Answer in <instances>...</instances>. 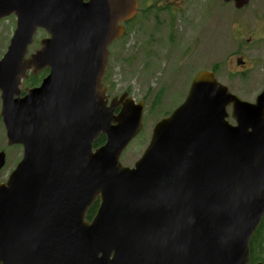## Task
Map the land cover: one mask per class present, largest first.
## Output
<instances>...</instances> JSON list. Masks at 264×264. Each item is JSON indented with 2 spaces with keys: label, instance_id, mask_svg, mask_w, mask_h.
Listing matches in <instances>:
<instances>
[{
  "label": "water",
  "instance_id": "95a60500",
  "mask_svg": "<svg viewBox=\"0 0 264 264\" xmlns=\"http://www.w3.org/2000/svg\"><path fill=\"white\" fill-rule=\"evenodd\" d=\"M136 12L137 0H0V20L16 17L0 59V116L8 145L23 146L0 184V264L250 263L264 218V87L249 102L198 72L125 166L145 102L127 92L110 101L104 79L109 46ZM39 29L48 36L29 54ZM46 68L23 93L29 73ZM6 161L0 151V173Z\"/></svg>",
  "mask_w": 264,
  "mask_h": 264
},
{
  "label": "rangeland",
  "instance_id": "374dc122",
  "mask_svg": "<svg viewBox=\"0 0 264 264\" xmlns=\"http://www.w3.org/2000/svg\"><path fill=\"white\" fill-rule=\"evenodd\" d=\"M148 3L153 6L156 1ZM186 9L185 17L171 10L162 17L155 15L164 21L147 23L114 50L116 55L110 61L106 84L111 96L129 92L137 101H146L144 129L121 158L126 166H133L142 155L156 122L183 102L198 71L218 64L219 80L246 101H254L262 90L264 0H251L246 8L237 11L233 4L222 0H191ZM15 25L14 16L0 20V58ZM45 36V31L38 32L30 53L39 47L40 39ZM238 58L245 64L239 65ZM157 94L162 99L154 108ZM2 150L7 154V165L0 174V184L8 179L12 167L22 156L19 147H8L0 118Z\"/></svg>",
  "mask_w": 264,
  "mask_h": 264
},
{
  "label": "flooded vegetation",
  "instance_id": "af4514ba",
  "mask_svg": "<svg viewBox=\"0 0 264 264\" xmlns=\"http://www.w3.org/2000/svg\"><path fill=\"white\" fill-rule=\"evenodd\" d=\"M138 1H139V10H138V13L135 17L136 20L134 19V20L125 24V27H126L127 33H128L126 35V37L128 35H130L132 32H138L142 26L146 25L149 22H153V24H154L155 22L163 20V19H160L159 17H162V15L166 14L167 10L168 11L171 10L174 14H177L178 16L185 17L186 12L188 10V9H186V4H190V2H191V0H155L156 3L153 6H150L148 3L149 0H138ZM155 15H157L159 17H154ZM126 37H124L121 40V42H123V40ZM117 45H115L112 48V58L116 55V53H114V50L117 47ZM124 50H127V49H124ZM45 70L47 71V73H45L42 76V79L49 72V69H45ZM37 76H39V75H37ZM42 79H41V81H42ZM11 147H14V148L19 147L22 151V154H23V148L21 145H11ZM20 159L12 167L8 176H11V174L14 172V170L16 169V166L19 163Z\"/></svg>",
  "mask_w": 264,
  "mask_h": 264
},
{
  "label": "trees",
  "instance_id": "16d2710c",
  "mask_svg": "<svg viewBox=\"0 0 264 264\" xmlns=\"http://www.w3.org/2000/svg\"><path fill=\"white\" fill-rule=\"evenodd\" d=\"M214 71L217 73L219 70V65H215L213 67ZM46 73V71H44L43 73H41L39 76H34L31 75L26 81V85H30V86H34L40 83L42 76ZM161 99L160 95L155 96L154 101L155 104L157 102H159ZM154 108H156V105L153 106ZM105 142V137L102 135L100 136V138L95 142V146H99L101 144H103ZM98 207V202H96L92 208L90 209V213L88 214V219H91L94 214L96 213ZM251 261L250 264H256L257 262L261 261L264 262V219L259 227V229L257 230V232L255 233V235L252 238L251 244Z\"/></svg>",
  "mask_w": 264,
  "mask_h": 264
}]
</instances>
